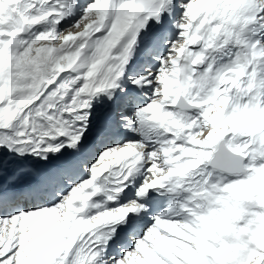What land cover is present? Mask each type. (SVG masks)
I'll return each mask as SVG.
<instances>
[{"label": "bare ground", "instance_id": "1", "mask_svg": "<svg viewBox=\"0 0 264 264\" xmlns=\"http://www.w3.org/2000/svg\"><path fill=\"white\" fill-rule=\"evenodd\" d=\"M233 1L162 0L140 35L135 0H0V195L80 151L111 91L139 84L86 180L5 216L0 264H264V0ZM156 29L167 45L142 47ZM219 141L245 159L228 183L207 167Z\"/></svg>", "mask_w": 264, "mask_h": 264}, {"label": "water", "instance_id": "2", "mask_svg": "<svg viewBox=\"0 0 264 264\" xmlns=\"http://www.w3.org/2000/svg\"><path fill=\"white\" fill-rule=\"evenodd\" d=\"M177 106L181 110H190L193 108L187 105L182 98L179 99ZM243 163V156L231 152L222 141H219L216 151L208 162V167L229 175L244 174L245 169Z\"/></svg>", "mask_w": 264, "mask_h": 264}, {"label": "rangeland", "instance_id": "3", "mask_svg": "<svg viewBox=\"0 0 264 264\" xmlns=\"http://www.w3.org/2000/svg\"><path fill=\"white\" fill-rule=\"evenodd\" d=\"M210 171H211V173H214V174H217L218 175V178H217V180H222V181H226L227 183H228V180H229V182L230 181H233L235 178H230V177H228V175H225V174H220L221 172H218V171H215V172H212V171H214V170H211L210 168H208ZM220 174V175H219ZM212 176H210V178H211ZM230 178V179H229ZM211 179H213V178H211ZM226 182H224L225 184H226ZM258 228V227H257ZM257 231H259V229H257ZM201 240H202V238H200ZM253 240V239H252ZM254 247H256L255 249H257V251L258 252H260V248L258 247V244H256L255 242H254ZM46 253L47 252H45V255H41V258H39L41 261H43L42 263H46L47 262V260H48V253H47V256H46ZM43 257V258H42ZM255 258H254V255H252L251 256V261L253 262V264H255V260H254ZM239 261V262H238ZM233 264H247V260H245L241 255L237 258V260L233 263Z\"/></svg>", "mask_w": 264, "mask_h": 264}]
</instances>
